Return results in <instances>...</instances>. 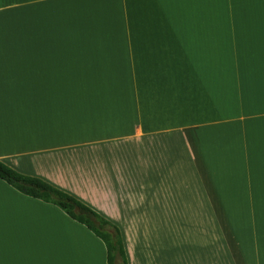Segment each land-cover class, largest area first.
I'll list each match as a JSON object with an SVG mask.
<instances>
[{"label": "crops", "instance_id": "crops-1", "mask_svg": "<svg viewBox=\"0 0 264 264\" xmlns=\"http://www.w3.org/2000/svg\"><path fill=\"white\" fill-rule=\"evenodd\" d=\"M0 162L127 264H264V0H0ZM0 264L107 252L0 180Z\"/></svg>", "mask_w": 264, "mask_h": 264}, {"label": "trees", "instance_id": "trees-1", "mask_svg": "<svg viewBox=\"0 0 264 264\" xmlns=\"http://www.w3.org/2000/svg\"><path fill=\"white\" fill-rule=\"evenodd\" d=\"M0 180L28 197L52 204L74 221L84 225L105 245L107 264H127L119 230L77 199L44 181L22 175L0 162Z\"/></svg>", "mask_w": 264, "mask_h": 264}, {"label": "rangeland", "instance_id": "rangeland-1", "mask_svg": "<svg viewBox=\"0 0 264 264\" xmlns=\"http://www.w3.org/2000/svg\"><path fill=\"white\" fill-rule=\"evenodd\" d=\"M217 244H218V243H217ZM217 250H218V247H217ZM217 264H223V263L220 262V263H217Z\"/></svg>", "mask_w": 264, "mask_h": 264}]
</instances>
